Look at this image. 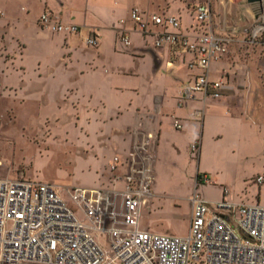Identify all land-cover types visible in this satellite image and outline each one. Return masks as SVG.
Wrapping results in <instances>:
<instances>
[{
  "label": "crops",
  "instance_id": "obj_1",
  "mask_svg": "<svg viewBox=\"0 0 264 264\" xmlns=\"http://www.w3.org/2000/svg\"><path fill=\"white\" fill-rule=\"evenodd\" d=\"M133 7L176 14L185 31L194 22L185 0H0L4 11L0 16V116L10 111L21 125L70 121L86 127L87 146L106 158L102 167L106 182L113 156L125 162L132 131L143 123L159 135L153 189L160 168L178 172L172 179L187 184L190 195L195 184L191 173L196 170L194 179L200 173L192 158V141L199 137V158L207 139L219 128L232 127L243 115H252L264 135V66L257 67L260 61L264 64V43L250 47L245 66L240 50L247 45L238 38L230 54L211 66L212 78L225 76L223 96L204 101L203 94L196 93L179 106L182 86L198 72L186 66L192 55H172L168 47H155L153 38L142 36L130 19ZM45 9L79 25L83 34L96 33L99 46L86 45L79 34L42 29L38 19ZM121 19L130 45L120 39ZM227 107L235 111L225 115ZM195 109L204 110L201 119L193 116ZM175 118L181 129L174 126ZM211 181L208 184H215ZM155 232L172 233L165 228Z\"/></svg>",
  "mask_w": 264,
  "mask_h": 264
},
{
  "label": "built area",
  "instance_id": "obj_2",
  "mask_svg": "<svg viewBox=\"0 0 264 264\" xmlns=\"http://www.w3.org/2000/svg\"><path fill=\"white\" fill-rule=\"evenodd\" d=\"M185 1L194 20L186 31L176 14L139 7L129 13L155 47H168L172 55H192L186 66L198 72L182 86L179 106L196 93H202L204 101L223 96L225 76L212 78L211 66L238 38L250 47L264 43V0ZM119 22L120 39L130 45L125 20ZM38 23L53 33L79 34L88 46L100 44L96 33L83 34L79 25L62 21L50 9L41 13ZM203 112L195 109L192 114L201 119ZM174 126L182 128L179 119ZM132 133L125 162L113 156L106 184L67 188L66 198L52 183L13 178L9 164L0 158V264H264V204L232 202L227 189L219 200L204 198L197 188L212 182L207 173L197 174L189 196L187 233L142 228V212L153 198L159 135L143 123ZM199 149L198 137L190 150L197 157ZM256 181L262 184L264 175ZM102 236L108 237L105 245Z\"/></svg>",
  "mask_w": 264,
  "mask_h": 264
},
{
  "label": "rangeland",
  "instance_id": "obj_3",
  "mask_svg": "<svg viewBox=\"0 0 264 264\" xmlns=\"http://www.w3.org/2000/svg\"><path fill=\"white\" fill-rule=\"evenodd\" d=\"M228 8L234 11L233 5ZM240 51L245 55L241 60L246 66L250 46ZM263 66L260 61L257 67L262 69ZM234 111L227 107L225 115ZM259 130L252 115H243L232 127L219 128L210 140L205 141L199 158L192 157L198 162L200 173H207L215 183L198 185L197 190L204 198L219 200L227 189L226 198L232 202L264 204V184L256 181L258 175H264V135ZM86 132V127L70 121L58 125H54L53 121L38 126L21 125L15 122L9 111L1 117L0 158L9 164L13 178L52 183L66 198L67 188L106 184L102 178L106 158L100 151H92L87 146ZM195 173L196 170L191 173L193 182ZM173 174L179 175L178 172L171 170V173H166L159 168L153 198L143 210L141 224L152 231L165 228L181 235L189 228L190 195L188 185H181L172 179ZM194 188L195 185L190 194ZM76 213L81 215L79 211ZM100 240L103 245L109 242L107 236H102Z\"/></svg>",
  "mask_w": 264,
  "mask_h": 264
},
{
  "label": "water",
  "instance_id": "obj_4",
  "mask_svg": "<svg viewBox=\"0 0 264 264\" xmlns=\"http://www.w3.org/2000/svg\"><path fill=\"white\" fill-rule=\"evenodd\" d=\"M255 1H258V0H248V2H255Z\"/></svg>",
  "mask_w": 264,
  "mask_h": 264
}]
</instances>
